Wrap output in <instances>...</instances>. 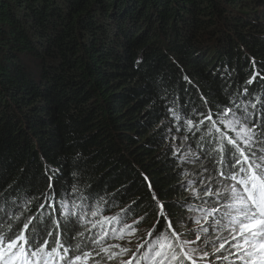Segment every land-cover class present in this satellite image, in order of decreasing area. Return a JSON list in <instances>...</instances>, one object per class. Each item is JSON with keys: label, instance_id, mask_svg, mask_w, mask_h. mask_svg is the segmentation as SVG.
I'll return each instance as SVG.
<instances>
[{"label": "trees", "instance_id": "1", "mask_svg": "<svg viewBox=\"0 0 264 264\" xmlns=\"http://www.w3.org/2000/svg\"><path fill=\"white\" fill-rule=\"evenodd\" d=\"M263 7L264 0H0V192L22 203L49 183H78L115 202L105 215L129 205L136 218L147 212L138 238L163 224L151 190L173 221L192 215L175 205L189 196L179 185L211 164L183 160L189 144L198 150L193 140L173 139L180 133L169 132L166 106L191 98L206 111L201 95L226 105L225 89L235 94L257 72L249 87L264 94ZM47 169H59V182ZM31 208L28 215L38 212Z\"/></svg>", "mask_w": 264, "mask_h": 264}, {"label": "snow or ice", "instance_id": "2", "mask_svg": "<svg viewBox=\"0 0 264 264\" xmlns=\"http://www.w3.org/2000/svg\"><path fill=\"white\" fill-rule=\"evenodd\" d=\"M257 76L235 94L226 88V105L210 106L201 95L206 111L191 98L181 104L177 97L166 106L174 122L169 132L180 133L173 139L193 140L198 150L189 144L183 160L195 163L203 157L211 164V171L202 166L196 180L179 185L189 196L175 205L192 215L173 221L149 184L159 209L156 224H163L161 230L153 225L146 238L137 237L133 248L128 245L148 213L136 218L132 205L105 215L115 202L108 205L73 182L62 189L49 183L45 192L22 203L0 192V264H264V94L249 87ZM46 171L50 181L55 176L59 182V169ZM33 203L38 212L28 215Z\"/></svg>", "mask_w": 264, "mask_h": 264}, {"label": "rangeland", "instance_id": "3", "mask_svg": "<svg viewBox=\"0 0 264 264\" xmlns=\"http://www.w3.org/2000/svg\"><path fill=\"white\" fill-rule=\"evenodd\" d=\"M259 10V16L261 17L262 15L264 16V7L261 8V9H258ZM138 237V233H136V237H133L132 238V243L136 240V238ZM121 242H124V244H127V241H121ZM129 247H131V245H128Z\"/></svg>", "mask_w": 264, "mask_h": 264}]
</instances>
